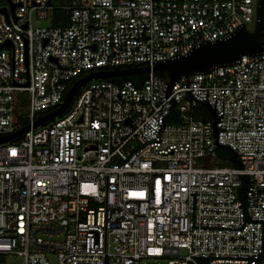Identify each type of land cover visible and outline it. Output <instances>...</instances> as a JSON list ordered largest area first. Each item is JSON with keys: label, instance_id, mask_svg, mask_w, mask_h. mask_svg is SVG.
I'll use <instances>...</instances> for the list:
<instances>
[{"label": "built area", "instance_id": "built-area-1", "mask_svg": "<svg viewBox=\"0 0 264 264\" xmlns=\"http://www.w3.org/2000/svg\"><path fill=\"white\" fill-rule=\"evenodd\" d=\"M253 3L0 0V136L22 127L23 104L29 125L0 143V256L264 264V51L170 87L152 70L140 86L92 80L32 127L73 80L152 68L227 37L251 21ZM198 105L215 124L192 117ZM220 147L235 166L217 164Z\"/></svg>", "mask_w": 264, "mask_h": 264}, {"label": "water", "instance_id": "water-1", "mask_svg": "<svg viewBox=\"0 0 264 264\" xmlns=\"http://www.w3.org/2000/svg\"><path fill=\"white\" fill-rule=\"evenodd\" d=\"M1 11L4 12L3 9ZM262 51H264V0H254L251 21L238 27L227 37L202 43L186 54L165 61H158L152 68L133 65L124 69L116 68L108 71L98 69L97 71L88 72L72 83L64 96L63 102L56 109L38 117L33 122L32 127L43 125L62 114L68 108L78 89L92 80L113 77H121L125 80L128 75H142L152 70L170 87L182 75L206 73L214 67L234 64L241 55H256ZM209 112L215 124L214 112L212 109H209ZM28 129L29 125H24L12 133L0 136V143L16 139ZM232 159L235 160V155L232 156Z\"/></svg>", "mask_w": 264, "mask_h": 264}, {"label": "trees", "instance_id": "trees-1", "mask_svg": "<svg viewBox=\"0 0 264 264\" xmlns=\"http://www.w3.org/2000/svg\"><path fill=\"white\" fill-rule=\"evenodd\" d=\"M127 79L131 80L134 84L140 86L142 83V80L144 79V75H128L126 76ZM111 80H113L114 82H120L122 80L121 77H113L111 78ZM75 80H73L72 82H70L67 85V90L69 89V87L72 85V83ZM17 122L19 125L24 126L27 124V120H26V111H25V105H21L18 108L17 111ZM46 111H43L42 113H45ZM192 117L194 119H199V120H206V119H210V114L207 110V108L203 105H198L193 111H192ZM173 121H175V119H172ZM217 155L220 156V160L217 164L218 165H222V166H235L237 164L236 160L232 159V152L226 148L220 147L216 149ZM245 188L244 185H242L239 188V191L241 192L243 189Z\"/></svg>", "mask_w": 264, "mask_h": 264}, {"label": "rangeland", "instance_id": "rangeland-1", "mask_svg": "<svg viewBox=\"0 0 264 264\" xmlns=\"http://www.w3.org/2000/svg\"><path fill=\"white\" fill-rule=\"evenodd\" d=\"M40 24L46 26L48 25V21H41ZM211 118L210 116V119ZM217 158L218 162L221 161L219 155H217ZM0 264H21V259L16 255H4L0 256ZM142 264H166V259H144Z\"/></svg>", "mask_w": 264, "mask_h": 264}]
</instances>
